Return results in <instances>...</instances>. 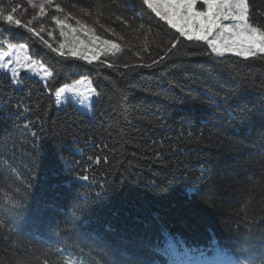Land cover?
<instances>
[{
  "label": "trees",
  "instance_id": "16d2710c",
  "mask_svg": "<svg viewBox=\"0 0 264 264\" xmlns=\"http://www.w3.org/2000/svg\"><path fill=\"white\" fill-rule=\"evenodd\" d=\"M40 2L12 0L57 46L61 13L38 15ZM54 2L121 51L62 59L0 22V39L31 45L56 74L16 90L0 72V264H264V60L215 57L142 0ZM248 3L264 27V0ZM82 76L98 94L92 120L55 107L53 89Z\"/></svg>",
  "mask_w": 264,
  "mask_h": 264
},
{
  "label": "snow or ice",
  "instance_id": "6c2138e0",
  "mask_svg": "<svg viewBox=\"0 0 264 264\" xmlns=\"http://www.w3.org/2000/svg\"><path fill=\"white\" fill-rule=\"evenodd\" d=\"M142 5L169 30H174L179 38L188 42H203L215 56L224 57L229 54L243 60L257 57L264 60V27L250 22L248 0H142ZM50 8L61 13L52 14L50 17L55 29L59 31L57 46H53L43 35L45 27L37 29L31 26L35 16L27 21L17 18L19 6H14L12 0H9L8 7L0 6V22L10 28H23L35 35L50 52L62 59L76 58L89 65L94 61L104 64L101 57L121 51L119 43L98 35L94 27L81 19H75L74 24L69 23L73 17L64 15V9L54 0H42L38 15H47L46 9ZM140 27L143 28L144 25L141 24ZM53 36V31L47 32V37ZM178 46V43H173L159 60L152 59L151 63H144L142 67L152 68L164 62ZM107 67L114 68L115 65L108 64ZM0 70L8 76L13 87L21 84L20 78L24 74L39 78L41 83L52 81L56 75L50 66H46L40 58L31 54V45L12 42L10 37L0 39ZM92 85L93 81L87 77L65 83L63 87L53 89L55 103L60 104L65 93L84 96L81 89L92 90Z\"/></svg>",
  "mask_w": 264,
  "mask_h": 264
},
{
  "label": "rangeland",
  "instance_id": "374dc122",
  "mask_svg": "<svg viewBox=\"0 0 264 264\" xmlns=\"http://www.w3.org/2000/svg\"><path fill=\"white\" fill-rule=\"evenodd\" d=\"M198 7H199V3H198ZM58 35H59V31H58ZM56 44H57V41H56ZM110 55H112V54H109L108 56H110ZM227 56H232V55L226 54L224 57H227ZM215 57L221 58L220 56H215ZM101 58H106V57H101ZM94 62H96V61H94ZM0 72L3 75H5V73L2 70H0ZM5 76L8 78L7 75H5ZM22 76L37 79L39 82H41L39 78L33 77L31 74H24ZM82 77H87L89 80H91L90 77H88V76H82ZM82 77H79L78 79H80ZM48 82L49 81H44L43 84L46 85ZM21 83H22V81H21ZM63 86H61V87H63ZM20 87H21V84L17 87H13V88L18 90V89H20ZM81 90L84 92V96H77V95H74L72 93H65L63 96V99L61 100V103L60 104L55 103V107L57 110H62V109L68 108L69 106H72L77 111H79L80 113H82L85 116H88L92 120L94 118V116H93L94 103L97 100L98 94H97L96 90L94 89L93 85H92V90H88L86 88L81 89ZM53 96H54V101H55V95H53ZM85 97H87V99H85Z\"/></svg>",
  "mask_w": 264,
  "mask_h": 264
}]
</instances>
